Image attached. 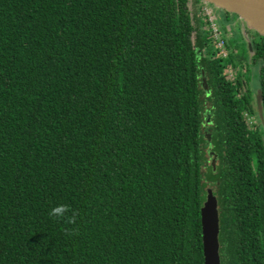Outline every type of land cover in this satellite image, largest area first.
Instances as JSON below:
<instances>
[{
    "label": "trees",
    "instance_id": "16d2710c",
    "mask_svg": "<svg viewBox=\"0 0 264 264\" xmlns=\"http://www.w3.org/2000/svg\"><path fill=\"white\" fill-rule=\"evenodd\" d=\"M189 2L0 0V264H203L207 187L220 264H264L256 93Z\"/></svg>",
    "mask_w": 264,
    "mask_h": 264
},
{
    "label": "water",
    "instance_id": "95a60500",
    "mask_svg": "<svg viewBox=\"0 0 264 264\" xmlns=\"http://www.w3.org/2000/svg\"><path fill=\"white\" fill-rule=\"evenodd\" d=\"M227 13L235 14L247 28L264 36V0H205ZM251 50V42L247 43ZM202 82L206 78L202 72ZM257 113L263 119L262 91L257 89L255 94ZM210 154L213 152L209 151ZM215 157L211 165L214 167ZM201 240L203 264H220L219 255V212L217 197L211 187L206 188L205 200L200 208Z\"/></svg>",
    "mask_w": 264,
    "mask_h": 264
},
{
    "label": "rangeland",
    "instance_id": "374dc122",
    "mask_svg": "<svg viewBox=\"0 0 264 264\" xmlns=\"http://www.w3.org/2000/svg\"><path fill=\"white\" fill-rule=\"evenodd\" d=\"M207 2V1H206ZM211 9H213L215 16H216V21L218 22L220 26V30L222 35H224L226 42L229 45L228 49L230 52H233L234 55H239L240 57L238 58V65H241V71L242 74H244L247 79V85L250 90H252V94H255L258 86H259V64H255L254 61L252 60V46L251 50L247 49L248 46H246V43L244 40L247 42H251L252 38L250 37L249 32L247 29H243V24L240 22L236 23L235 21L238 20V17L235 14H229L226 12H223L220 8L217 6L207 2L206 3ZM190 9H194V3H192ZM199 13V12H198ZM240 21V20H239ZM241 25V27H240ZM207 27H208V22H207ZM227 32L230 35V38L227 36ZM236 40L239 42L238 45H236ZM231 43V44H230ZM252 117V122H249L246 120L247 124L250 127H254L255 125L259 126V129L262 130L264 134V114H263V119H258L256 118L255 115L250 114ZM254 120V123H253ZM264 137V135H263ZM213 157L209 158V162L212 161ZM215 164V161H214Z\"/></svg>",
    "mask_w": 264,
    "mask_h": 264
},
{
    "label": "built area",
    "instance_id": "2783aa9c",
    "mask_svg": "<svg viewBox=\"0 0 264 264\" xmlns=\"http://www.w3.org/2000/svg\"><path fill=\"white\" fill-rule=\"evenodd\" d=\"M192 3H193L192 0H190L189 8L191 7ZM206 3L207 2L205 0L198 1L196 3L197 11L202 17H205L207 19L208 30H209V34H208L209 41L217 48L218 53L222 57L226 58L230 53L227 47L226 39L224 35H222L221 33L220 26L216 21L217 18L215 16L213 9H211ZM225 74L227 78L232 81H234L236 78L235 68L232 65H227L225 69ZM244 116L247 121L252 122V117L250 113H248V111H244Z\"/></svg>",
    "mask_w": 264,
    "mask_h": 264
},
{
    "label": "clouds",
    "instance_id": "9594fccd",
    "mask_svg": "<svg viewBox=\"0 0 264 264\" xmlns=\"http://www.w3.org/2000/svg\"><path fill=\"white\" fill-rule=\"evenodd\" d=\"M69 211V206L67 205H58L55 208L51 209L49 212V215L56 218H62L64 217L65 213ZM74 222L73 218L68 219V223Z\"/></svg>",
    "mask_w": 264,
    "mask_h": 264
},
{
    "label": "flooded vegetation",
    "instance_id": "af4514ba",
    "mask_svg": "<svg viewBox=\"0 0 264 264\" xmlns=\"http://www.w3.org/2000/svg\"><path fill=\"white\" fill-rule=\"evenodd\" d=\"M198 1H200V0H198ZM222 10V9H221ZM223 11V10H222ZM223 12H225V11H223ZM227 13V12H226ZM229 14H232V13H229ZM240 19L238 18V20H236L235 22L236 23H239L240 24V22L242 21V20H240ZM242 24H243V29H247V31L249 32V34H250V37L252 38V40H260V37L257 35L258 33L256 32V31H254V30H252V29H250V28H247L246 27V25L243 23V22H241ZM240 27H241V25H240ZM242 28V27H241ZM260 35V34H259ZM255 107H256V102H255ZM256 112H257V108H256ZM257 115H258V113H256ZM258 117H259V115H258Z\"/></svg>",
    "mask_w": 264,
    "mask_h": 264
},
{
    "label": "crops",
    "instance_id": "0c3cea01",
    "mask_svg": "<svg viewBox=\"0 0 264 264\" xmlns=\"http://www.w3.org/2000/svg\"><path fill=\"white\" fill-rule=\"evenodd\" d=\"M227 36L230 38V35H229V33H228V32H227ZM243 41H245V43H246V46H248V45H247V43H248V42L245 40V38H244V40H243ZM235 43H236V45H238V44H239V42H237V40H236V42H235ZM247 49H249V48L247 47Z\"/></svg>",
    "mask_w": 264,
    "mask_h": 264
}]
</instances>
